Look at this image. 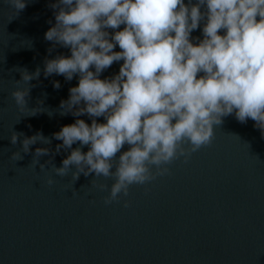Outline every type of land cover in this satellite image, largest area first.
Listing matches in <instances>:
<instances>
[{"label":"water","instance_id":"water-1","mask_svg":"<svg viewBox=\"0 0 264 264\" xmlns=\"http://www.w3.org/2000/svg\"><path fill=\"white\" fill-rule=\"evenodd\" d=\"M53 2L26 0L17 13L0 0V264H264V130L251 119L224 117L210 145L111 205L103 202L108 192L91 183L110 189L111 178L81 174L74 183L71 172L55 174L69 150L57 152L62 142L53 134L77 118L61 115L60 104L78 77L44 75L46 59L70 55L45 39L55 23ZM202 27L192 32L194 43L203 39ZM37 69V78L21 80L23 70ZM16 88H29L22 110L11 97ZM34 136L24 152L23 140ZM37 148L48 154L35 155Z\"/></svg>","mask_w":264,"mask_h":264},{"label":"clouds","instance_id":"clouds-1","mask_svg":"<svg viewBox=\"0 0 264 264\" xmlns=\"http://www.w3.org/2000/svg\"><path fill=\"white\" fill-rule=\"evenodd\" d=\"M4 2L17 13L26 7V0ZM50 7L55 23L45 39L70 55L46 59L44 75L78 77L60 104L61 115L77 118L53 134L62 142L56 151L69 150L54 171L62 178L71 172L74 183L81 174L111 178L110 189L91 181L108 192L105 205L210 145L224 117L251 119L264 130V0H54ZM201 22L203 39L194 43L191 34ZM120 61L117 74L101 79ZM39 74L23 70L21 80ZM28 95L29 88L11 92L21 110ZM85 115L90 124L79 118ZM37 136L23 140L24 152ZM48 151L37 148L35 155Z\"/></svg>","mask_w":264,"mask_h":264}]
</instances>
